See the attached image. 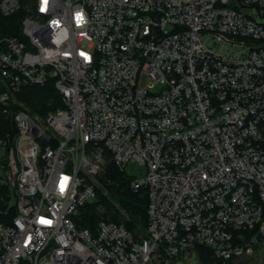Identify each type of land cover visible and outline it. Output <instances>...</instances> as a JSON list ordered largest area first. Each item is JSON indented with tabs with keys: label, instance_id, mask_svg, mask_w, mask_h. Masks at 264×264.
<instances>
[{
	"label": "built area",
	"instance_id": "built-area-1",
	"mask_svg": "<svg viewBox=\"0 0 264 264\" xmlns=\"http://www.w3.org/2000/svg\"><path fill=\"white\" fill-rule=\"evenodd\" d=\"M0 17L15 30L0 27V106L12 111L29 86L61 99L44 116L21 105L18 133L0 140L16 198V215L0 218V264H173L198 245L223 261L255 256L264 0H0ZM110 164L148 195L142 236L74 220Z\"/></svg>",
	"mask_w": 264,
	"mask_h": 264
},
{
	"label": "trees",
	"instance_id": "trees-1",
	"mask_svg": "<svg viewBox=\"0 0 264 264\" xmlns=\"http://www.w3.org/2000/svg\"><path fill=\"white\" fill-rule=\"evenodd\" d=\"M22 14L20 11L3 19L17 21ZM0 27L6 32L15 33L13 29L3 28L1 22ZM10 106L12 111L8 112L0 106V140L8 143L18 133L14 118V111L17 108L21 106L28 109L31 114L44 116L49 111L60 107L61 99L52 86H29L16 94L15 101ZM130 181L131 178L125 171L110 164L99 179L98 198L80 208L78 215L74 218L76 224L94 233L98 223L106 220L123 224L136 236L144 232L148 221V195L145 190H132ZM13 197L14 193L10 186L0 180V218L3 222H9L16 215V204H11ZM195 253L199 264H229L232 262V260L217 259L211 249L206 246H196Z\"/></svg>",
	"mask_w": 264,
	"mask_h": 264
},
{
	"label": "rangeland",
	"instance_id": "rangeland-1",
	"mask_svg": "<svg viewBox=\"0 0 264 264\" xmlns=\"http://www.w3.org/2000/svg\"><path fill=\"white\" fill-rule=\"evenodd\" d=\"M147 83L146 78L144 77L141 81L142 86H145ZM156 90V89H155ZM41 141V140H40ZM5 153L4 150L0 147V160L4 157ZM126 172L131 176V177H135V178H142L143 176H145L146 172H147V167L145 165L142 164H138L136 162H129L125 168ZM5 172L4 170L0 167V180L4 181L5 179ZM99 185V184H98ZM98 198V196H97ZM96 198V199H97ZM95 199V200H96ZM11 204H16V198L13 197L11 199ZM99 208H101L99 206ZM146 230V228L144 229ZM145 234V231L140 233L138 236H142ZM173 264H199L198 260L196 258V256L194 257H187L185 259L181 260H174ZM249 264H264V243L263 245L257 250V253L255 254V256L250 260Z\"/></svg>",
	"mask_w": 264,
	"mask_h": 264
},
{
	"label": "flooded vegetation",
	"instance_id": "flooded-vegetation-1",
	"mask_svg": "<svg viewBox=\"0 0 264 264\" xmlns=\"http://www.w3.org/2000/svg\"><path fill=\"white\" fill-rule=\"evenodd\" d=\"M251 259L252 258H250V259L244 258V259H240V260H235V261H232L229 264H249Z\"/></svg>",
	"mask_w": 264,
	"mask_h": 264
}]
</instances>
